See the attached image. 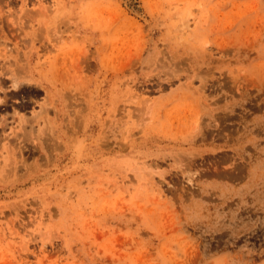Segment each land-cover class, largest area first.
I'll return each instance as SVG.
<instances>
[{"label": "rangeland", "instance_id": "1", "mask_svg": "<svg viewBox=\"0 0 264 264\" xmlns=\"http://www.w3.org/2000/svg\"><path fill=\"white\" fill-rule=\"evenodd\" d=\"M0 264H264V0H0Z\"/></svg>", "mask_w": 264, "mask_h": 264}]
</instances>
